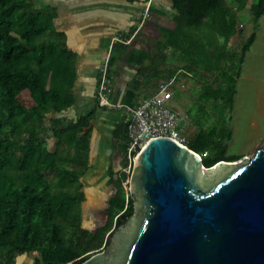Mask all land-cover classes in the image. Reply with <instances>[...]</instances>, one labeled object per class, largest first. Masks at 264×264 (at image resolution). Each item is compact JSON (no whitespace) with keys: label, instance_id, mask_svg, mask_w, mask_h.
Here are the masks:
<instances>
[{"label":"trees","instance_id":"obj_1","mask_svg":"<svg viewBox=\"0 0 264 264\" xmlns=\"http://www.w3.org/2000/svg\"><path fill=\"white\" fill-rule=\"evenodd\" d=\"M34 1L0 0V264H18L21 255L30 264H82L108 247L112 235L132 218L134 199L122 187L125 174L110 172L113 192L103 209L106 218L93 230L83 226L82 178L89 169L94 112L70 120L64 116L75 103L76 54L53 29V12ZM168 2L173 26L159 32L147 54L152 57L148 71L168 80L177 71L170 64L175 60L188 72L180 77L198 79V98L216 106L218 119L205 126L191 117L195 132L183 145L199 155L207 152L205 168L236 162L239 158L227 153L232 133L226 113L255 34L241 52L232 50L230 42L248 0ZM248 10L257 22L264 15V0H251ZM126 129L124 122L115 134L124 155Z\"/></svg>","mask_w":264,"mask_h":264},{"label":"water","instance_id":"obj_2","mask_svg":"<svg viewBox=\"0 0 264 264\" xmlns=\"http://www.w3.org/2000/svg\"><path fill=\"white\" fill-rule=\"evenodd\" d=\"M129 190L132 218L82 264H264V147L205 168L187 147L154 139Z\"/></svg>","mask_w":264,"mask_h":264},{"label":"crops","instance_id":"obj_3","mask_svg":"<svg viewBox=\"0 0 264 264\" xmlns=\"http://www.w3.org/2000/svg\"><path fill=\"white\" fill-rule=\"evenodd\" d=\"M148 2L149 0L34 1L36 7L53 12V29L65 36L66 47L76 54V82L73 87L75 103L64 116L70 120L94 112V119L90 122L89 169L82 181L85 202L93 200L95 204H100L99 198L87 191H102V185L108 188L110 194L103 209L113 192L109 174L114 172L119 175L125 164L124 153L119 141L115 139L120 125L124 124V108L135 106L161 82L160 73L156 78L153 71H148L147 66L152 57L148 58L147 54L154 50L156 41L160 38L159 32L173 26V13L168 0H151L147 18L138 30ZM136 30L138 32L134 34ZM115 36L123 39L132 37L129 44L117 43L112 47V89L109 98L114 105L123 106L120 110L100 108L96 100L99 66ZM170 64L177 69L174 74L177 79L181 74L188 73L182 69V63L171 60ZM158 67L160 70L161 66ZM137 80L139 84L135 83ZM52 117L53 115H49V118ZM52 145L53 141L49 140L48 148ZM98 178L106 180L100 184L102 180H97ZM91 196L94 198H90Z\"/></svg>","mask_w":264,"mask_h":264},{"label":"rangeland","instance_id":"obj_4","mask_svg":"<svg viewBox=\"0 0 264 264\" xmlns=\"http://www.w3.org/2000/svg\"><path fill=\"white\" fill-rule=\"evenodd\" d=\"M250 3L251 0H248L246 9L239 13L238 33L230 42L232 50L241 52L246 39L251 34H255V40L244 55L240 75L235 82V95L231 109L226 113V120L232 133L227 153L236 156L239 160L252 157L257 149L264 147V15L255 22L248 10ZM201 86L202 84H199L194 76L180 78L178 84L174 86V97L170 107L184 119V126L181 130L183 139L189 138L195 132L191 117H199L205 126L212 125L218 119L216 106L211 101H201L198 98ZM213 86L215 87V84ZM199 106L202 109H199ZM48 174L52 175L53 172H48ZM97 180H102L100 184H103L106 178ZM102 186L104 188L102 191H87L90 194L94 193L92 195L99 198L100 204H95L93 200L83 204V226L89 230L95 229L106 218L102 209L110 191L105 188L106 186ZM125 193L132 195L135 206V197L130 193L129 186ZM107 248H101L95 253L106 251ZM17 262L18 264H30V260L24 255L19 256Z\"/></svg>","mask_w":264,"mask_h":264},{"label":"built area","instance_id":"obj_5","mask_svg":"<svg viewBox=\"0 0 264 264\" xmlns=\"http://www.w3.org/2000/svg\"><path fill=\"white\" fill-rule=\"evenodd\" d=\"M151 0L147 3L138 30L147 18ZM135 31L134 34L138 32ZM132 37L123 39L113 37L111 44L104 54L99 66V79L96 89L97 104L101 108L122 109L123 106L114 105L109 96L112 89V76L110 74V58L112 47L114 44L120 43L127 45ZM177 83V76L174 75L170 79L161 81L157 89L149 96L139 101L134 107H125L124 122L127 125V145L125 149V165L123 173L125 174V182L122 183L126 191L129 186L130 178L135 163L146 145L158 138H168L183 145L181 130L184 125L183 117L170 107V103L174 97V86ZM184 146V145H183ZM202 159L207 156V152L198 154Z\"/></svg>","mask_w":264,"mask_h":264}]
</instances>
